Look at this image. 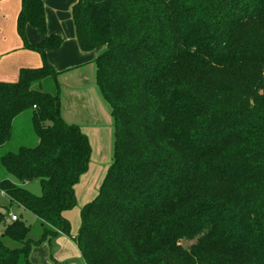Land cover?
Here are the masks:
<instances>
[{
	"label": "trees",
	"instance_id": "16d2710c",
	"mask_svg": "<svg viewBox=\"0 0 264 264\" xmlns=\"http://www.w3.org/2000/svg\"><path fill=\"white\" fill-rule=\"evenodd\" d=\"M70 18L80 52L99 51L112 162L70 236L64 213L91 147L60 115L45 51L62 39L47 32L43 0H21L17 32L42 66L0 82V147L27 110L38 143L0 157L16 180H0V193L42 232L30 239L0 210V264H32V248L61 235L84 264H264V0H77ZM27 26L40 42H27ZM49 79L54 91H42Z\"/></svg>",
	"mask_w": 264,
	"mask_h": 264
},
{
	"label": "crops",
	"instance_id": "0c3cea01",
	"mask_svg": "<svg viewBox=\"0 0 264 264\" xmlns=\"http://www.w3.org/2000/svg\"><path fill=\"white\" fill-rule=\"evenodd\" d=\"M76 1L43 0L47 32L49 35H57L62 39V44L57 50L45 51V57L59 73L57 81L63 76L65 78V84H60L58 81L60 85V115L63 121L68 125L79 126L88 140L91 141L90 137L94 135L95 131H102V125L108 124V121L100 125L96 123L95 117L89 118L98 111L92 103V97L96 98L92 91V84L95 83L96 74L93 61L99 51L82 53L77 46L70 18V7ZM20 9L21 0H0V82L14 83L18 80L21 69H36L42 66L39 53L26 49L17 32L16 22ZM25 37L31 45L40 42L43 38L29 26L25 28ZM92 78L94 82H92ZM98 106L99 112L106 115L107 112H105L106 109L102 103H99ZM80 107H84V112L91 111L88 113V118L83 119L84 116L81 115ZM91 193L89 192L88 197L95 198L97 193ZM58 240L61 249L66 251L67 257L74 254L67 250L68 248L72 250L71 245L68 246L64 239L59 238ZM78 254L80 255L79 250ZM56 256L59 254L57 253Z\"/></svg>",
	"mask_w": 264,
	"mask_h": 264
},
{
	"label": "rangeland",
	"instance_id": "374dc122",
	"mask_svg": "<svg viewBox=\"0 0 264 264\" xmlns=\"http://www.w3.org/2000/svg\"><path fill=\"white\" fill-rule=\"evenodd\" d=\"M58 81H60V84H65L64 76ZM92 82H94L93 78ZM35 88L37 87L35 86ZM41 90L45 92H53L54 88L52 80L49 79L44 82ZM92 91L96 95V98L92 97V103L93 106H96L98 111L96 114L93 113L94 115L90 116L89 118L95 117L96 123H99L100 125H102V123L105 121H108V124L102 125V131L96 130L94 135L90 137L91 141H89V144L91 147V153L88 169L83 175L80 176L78 183L74 187L76 206L64 214V217L70 223V236H73L77 233L80 226V208L92 200V197H88L89 192H92L91 194H93V192L98 193L99 186L107 168L112 162L113 156V120L110 115V108L106 102L102 100L95 83L92 84ZM99 103H102L103 107L106 109L105 112H107V116L99 112ZM80 110L81 115L84 116L83 119L88 118V113L91 111L87 110L88 112H84V107H80ZM37 143L38 138L31 125V111H24L13 120L11 138L7 143L0 147V157L7 152H15L18 148L23 146L33 147L37 145ZM6 178L16 182V180L7 174L0 166V180ZM23 187L36 196L40 195L41 193L38 182L26 183L23 185ZM0 210L3 212L5 210L7 221H10L11 215L22 219L30 227V239L37 240L40 237L42 230L40 228L39 222L34 218V216L24 212V210L16 204H10L6 197H4L1 193ZM1 231L2 227H0V232ZM59 238L64 239L68 246H72V250L69 248L67 250L74 254L67 257L66 251L61 249V245L58 240ZM4 242L10 248H15L18 246V244L6 238L4 239ZM189 244L190 243L188 242L181 243V245L184 247L188 246ZM57 253L59 256H56ZM30 261L32 264H84L82 258L78 254V249L73 240L70 237L64 235L57 237L49 244L44 242L38 247H33L30 253Z\"/></svg>",
	"mask_w": 264,
	"mask_h": 264
},
{
	"label": "built area",
	"instance_id": "2783aa9c",
	"mask_svg": "<svg viewBox=\"0 0 264 264\" xmlns=\"http://www.w3.org/2000/svg\"><path fill=\"white\" fill-rule=\"evenodd\" d=\"M11 220H12V221H15V220H16V217L13 216V215H11Z\"/></svg>",
	"mask_w": 264,
	"mask_h": 264
}]
</instances>
